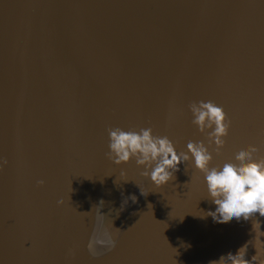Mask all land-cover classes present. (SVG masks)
<instances>
[{
    "label": "water",
    "instance_id": "95a60500",
    "mask_svg": "<svg viewBox=\"0 0 264 264\" xmlns=\"http://www.w3.org/2000/svg\"><path fill=\"white\" fill-rule=\"evenodd\" d=\"M200 100L229 121L212 165L264 157V0H0V264H209L249 240L250 260L264 217L213 222L191 160L157 187L106 155L115 127L207 143ZM144 179L132 215L113 206Z\"/></svg>",
    "mask_w": 264,
    "mask_h": 264
},
{
    "label": "clouds",
    "instance_id": "9594fccd",
    "mask_svg": "<svg viewBox=\"0 0 264 264\" xmlns=\"http://www.w3.org/2000/svg\"><path fill=\"white\" fill-rule=\"evenodd\" d=\"M188 110L192 115L191 123L205 135L207 143L190 140L185 146L186 151L177 152L167 136L154 135L150 127L139 130L115 127L108 129V159L116 165L134 159L136 165L143 169L141 175L157 187L164 186L173 178L178 165L191 160L194 168L203 173L208 198L215 206L214 210L206 213L213 222H226L229 218L237 222L241 219L248 221L256 213L264 217V157L256 155L259 151L257 146L249 144L247 147H237L232 158H224L212 165L209 146L215 145L217 152L223 147L229 128L226 113L211 100L191 102ZM4 163L0 161V167ZM57 204H62V201L58 200ZM251 231L254 233L251 241L255 242V255L250 260L245 259L249 240L234 253L229 251L222 254L209 264H264V258L258 259L256 247L264 246L261 240L264 231H261L258 220L252 222Z\"/></svg>",
    "mask_w": 264,
    "mask_h": 264
},
{
    "label": "bare ground",
    "instance_id": "6f19581e",
    "mask_svg": "<svg viewBox=\"0 0 264 264\" xmlns=\"http://www.w3.org/2000/svg\"><path fill=\"white\" fill-rule=\"evenodd\" d=\"M145 180L138 181L139 185L134 189L130 190L127 187L123 190H117L116 198L112 201L114 207H118L121 213L125 215H132L136 208L139 206L142 199L146 184ZM136 185V183H135ZM101 225L97 222L96 234H100ZM97 235V238H98Z\"/></svg>",
    "mask_w": 264,
    "mask_h": 264
}]
</instances>
